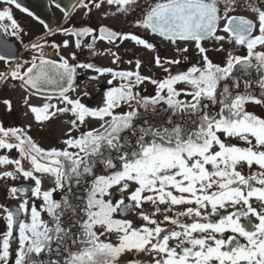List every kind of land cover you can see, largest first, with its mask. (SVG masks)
I'll return each mask as SVG.
<instances>
[{
    "label": "snow or ice",
    "instance_id": "obj_1",
    "mask_svg": "<svg viewBox=\"0 0 264 264\" xmlns=\"http://www.w3.org/2000/svg\"><path fill=\"white\" fill-rule=\"evenodd\" d=\"M90 2L96 9L115 6L112 15L139 10L133 26L147 35L105 25L59 29L76 37V48H82V37L92 38L90 50L97 38L107 41L112 64H134V70L46 59L43 44L34 41L25 48L39 55L7 75L0 73V84L10 77L26 92L57 84L62 107L50 102L52 96L42 106L26 96L24 115L31 113L42 131L55 121L67 125L61 129L63 147L43 148L29 134L30 124L5 127L0 122L5 152L0 181L32 182L7 187L8 198L24 197L14 210L0 204L5 221L0 264H264V117L246 108L264 106V0ZM0 3L8 6L0 10V20L11 21L10 34L23 43V29L11 12V6L21 5L18 0ZM79 5L91 10L85 0ZM240 9L255 19L229 15ZM128 41L151 56L124 61L113 47ZM233 44L247 54L234 55L225 47ZM190 47L196 49V63L188 55ZM168 49L176 55L162 57ZM210 51L223 53V61L214 62ZM182 63L189 65L186 70L178 67L173 73L172 66ZM80 68L98 74L92 79L107 74L109 85L120 83L107 88L98 106L89 107L68 95ZM151 68L164 77L143 74ZM146 83L155 85L153 95L141 94ZM3 103L11 113V101ZM89 119L99 126L89 127ZM13 150L18 158L8 155ZM46 178L48 187L43 186ZM132 212L142 224L123 218ZM140 254L149 259H139Z\"/></svg>",
    "mask_w": 264,
    "mask_h": 264
},
{
    "label": "flooded vegetation",
    "instance_id": "obj_2",
    "mask_svg": "<svg viewBox=\"0 0 264 264\" xmlns=\"http://www.w3.org/2000/svg\"><path fill=\"white\" fill-rule=\"evenodd\" d=\"M85 2L89 3V8L84 9L79 5V0H18V3L21 5V8H16L14 5L11 6V12L14 19L18 22L20 27L23 29V43L17 39V37L11 35V21L4 19L0 20V55L6 57L5 60H0V73L7 75L10 73L17 64L23 63L24 61H31L33 55H39V52H32L25 48V45H29L31 42L39 41L43 44V56L46 59L56 60L59 62L60 57H64L69 60L70 64L77 63H94L97 67H112L116 70H134V64L129 65L128 63H119L112 64L111 57L106 54V49L112 47L109 45L107 41H101L97 38L95 48L90 50L87 47V44L91 42V37H82V48L75 47L76 37L64 35L59 31L61 27L74 28V27H93L98 28V26L105 25L110 26L114 30H123L125 32H134L138 35H147L144 30L135 28L134 22L139 17V11L136 13L124 16L119 13L116 15H112L115 12V6H109L106 3L102 6L101 9H96L92 6L90 0H85ZM99 2V0H96ZM149 2L154 3L155 0H149ZM59 5V6H57ZM8 7L0 3V10ZM27 9V12L22 9ZM108 15H105V13ZM28 13H31L29 15ZM67 13V19H66ZM250 12H248L249 14ZM248 14L241 12L238 10L235 13H229V15H238L244 16L248 19H253ZM109 15H111V19H109ZM223 21H221V28L223 27ZM48 25L51 29L45 28L44 25ZM224 34V33H220ZM226 35V34H225ZM43 38V39H41ZM68 40L69 46L65 48L63 46V41ZM157 44H159V39L155 40ZM203 44L208 42H202ZM59 45V47H56ZM206 47V46H205ZM210 47V46H209ZM226 48H229L233 54H247V50L243 46L236 45V48H232V45H225ZM113 51H118V54L122 56L124 61H127L129 58H140L142 60H147L151 53L144 52L139 47L135 46L132 42L128 41L124 44H121L119 49L113 47ZM190 52V49H189ZM72 53H75L76 59H72ZM95 53V54H94ZM209 56L212 59L214 52L210 51ZM160 55L162 57H173L175 56V52L173 49H168L167 51H161ZM189 55V53H188ZM190 57V55H189ZM191 59V58H190ZM224 59L223 53H218L213 57V61L216 63H221ZM39 61V60H37ZM192 62V59H191ZM29 65H25L27 67ZM189 65L187 63H182L181 65L172 66L173 73L176 72L177 68H181L186 70ZM143 74L148 75L151 74L156 78H163L164 73L160 69L151 68L144 69ZM98 74L92 70L85 69H77L76 81L74 84V91H70L68 95L76 99L79 97L81 102L89 107H96L101 103L104 92L107 88L118 85L119 80H114L112 85L108 84V80L111 79V76L105 74L103 76H99L97 79H92V77L97 76ZM255 76V73L253 74ZM21 82L19 80H12L10 77L6 84H0V91L14 92L18 91L20 94L27 96L28 98H33L37 100H47L45 97L37 96L32 94L29 91H25L24 88L20 87ZM178 88L184 87V85H178ZM155 85L150 83H146L142 86V95H153L154 94ZM253 91L256 95H259L258 85L253 84ZM87 92L90 95L85 96L84 93ZM13 94V98L10 97L11 102L15 100ZM183 98V97H181ZM5 100V99H4ZM58 100L57 98H53L51 101ZM260 107L263 110L264 117V106L255 105L249 103L246 108L249 112H253V108ZM258 109V108H257ZM260 110V109H259ZM258 115V114H256ZM260 116V115H258ZM16 115L12 116V122H19L13 125L14 126H22V120H15ZM5 127H9L7 122L3 123ZM97 124L96 127H98ZM255 166L253 167V171H255ZM245 174H248L247 168L244 169ZM31 181H22L19 183V186H25L30 184ZM20 199L24 198L23 194H20ZM117 199L119 196L116 197ZM18 199V200H20ZM39 203V201H37ZM11 205L12 206H17ZM145 207H149L145 205ZM179 210V209H176ZM45 219H47L46 214H42ZM121 218V217H117ZM127 219H131L134 224H142L141 221L135 214L132 212L131 214L123 217ZM158 220H162L161 216L156 217ZM186 219V218H182ZM190 222V221H189ZM0 231L4 229L3 224H0ZM167 227V225H164ZM114 240L115 237H112ZM16 244L12 245V251H15ZM131 257L125 256L124 259L128 260ZM139 259L148 260L149 257L140 254Z\"/></svg>",
    "mask_w": 264,
    "mask_h": 264
},
{
    "label": "rangeland",
    "instance_id": "obj_3",
    "mask_svg": "<svg viewBox=\"0 0 264 264\" xmlns=\"http://www.w3.org/2000/svg\"><path fill=\"white\" fill-rule=\"evenodd\" d=\"M139 11V10H138ZM241 12L248 14V11H245L243 9H240ZM140 15V13H139ZM250 17H252L253 19H255L254 15L252 13L248 14ZM109 19H111V15H109ZM204 46L209 47L210 44L209 43H205ZM232 48H236V45L233 44ZM259 50V49H257ZM218 53L214 52L213 57L215 55H217ZM245 53H243L242 55H244ZM190 58L192 59V63H196L198 57L196 55V49L194 47H190V52H189ZM210 55V54H209ZM234 55H241L239 54H234ZM211 57V56H210ZM212 57V59H213ZM13 94H14V98L15 100L12 103V111L11 113H9L7 111L6 106L4 105L3 101L5 100H10V97L13 98ZM24 95L20 94L18 91H14V92H7V91H0V122L6 123L8 124V126H14V124L19 123V122H12V116L16 115L15 120L19 119L22 120V126H26V125H31V129L29 134L33 137V139L43 148H50V147H63V145L60 143V140L64 138L63 136V131H61V129H63L64 131H66L67 129V125H63L61 124L59 121H55L52 125H49L48 128H46L45 130H41L39 125L34 121L33 115L31 113H29L27 116L24 115V112L26 111V109L23 106V99H24ZM30 102L34 105L37 106H42L45 102H48L47 100H37V99H33V98H29ZM53 104H57L59 106H63L62 104H60L59 100H55V101H50ZM258 108V109H257ZM257 108H253V112L254 114H258L261 117H263V110L262 108L258 107ZM260 109V110H259ZM66 119V117L64 118ZM97 124H99V121L97 120H92L89 119L88 120V126L89 127H96ZM50 129H55V131H52ZM82 130H87L85 128H82ZM78 133H73V135H77ZM232 143H237V141L233 140L231 141ZM0 154H5L4 150H0ZM8 155H10V157L12 158H18V153L13 150L11 153H8ZM26 163V162H25ZM13 166L9 165L8 169L11 170ZM5 169L3 167H0V172L4 171ZM22 181H24L22 178L17 179L16 181H0V204L5 205V206H11V205H16L19 204L20 198L17 199H11L8 198L6 193H7V187L10 186H19V183H21ZM32 183V182H31ZM50 185V180L49 179H45L43 182V186L44 187H48ZM0 224H3V226L5 227V221L2 217V215H0ZM1 226V225H0Z\"/></svg>",
    "mask_w": 264,
    "mask_h": 264
},
{
    "label": "water",
    "instance_id": "obj_4",
    "mask_svg": "<svg viewBox=\"0 0 264 264\" xmlns=\"http://www.w3.org/2000/svg\"><path fill=\"white\" fill-rule=\"evenodd\" d=\"M37 63L39 64V61H37ZM75 81H76V77L74 79V84H75ZM64 86H67V85H64ZM28 91L31 92L32 94H35L37 96H42L45 98H47L48 96L57 98L59 95V86L57 84H45L42 86V89L39 91L35 89H29ZM11 208L14 210L16 207L12 206Z\"/></svg>",
    "mask_w": 264,
    "mask_h": 264
}]
</instances>
